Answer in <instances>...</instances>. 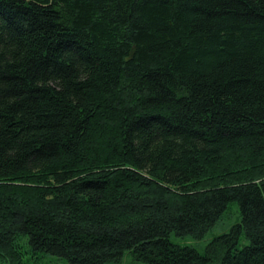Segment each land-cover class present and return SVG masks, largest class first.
Masks as SVG:
<instances>
[{"label":"trees","instance_id":"1","mask_svg":"<svg viewBox=\"0 0 264 264\" xmlns=\"http://www.w3.org/2000/svg\"><path fill=\"white\" fill-rule=\"evenodd\" d=\"M231 203L204 255L171 241ZM21 238L70 264H264V0H0V263Z\"/></svg>","mask_w":264,"mask_h":264},{"label":"rangeland","instance_id":"2","mask_svg":"<svg viewBox=\"0 0 264 264\" xmlns=\"http://www.w3.org/2000/svg\"><path fill=\"white\" fill-rule=\"evenodd\" d=\"M242 215L237 203H231L223 218L206 234L203 239L197 240L192 237L180 238L175 234L172 235L171 241L180 246H191L198 250L202 255L206 253L207 247L215 238L228 234L232 231L233 227L241 223ZM20 244L24 251V257L21 264H70L67 259L33 252L31 246L28 244L26 238L20 239ZM250 244L246 238L245 233L242 234L238 250H242ZM0 264H11L8 262ZM109 264H145L135 261L132 255L126 253L120 260Z\"/></svg>","mask_w":264,"mask_h":264}]
</instances>
